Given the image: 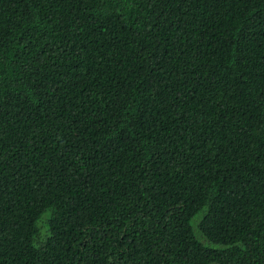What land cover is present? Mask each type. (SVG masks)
Returning a JSON list of instances; mask_svg holds the SVG:
<instances>
[{"label": "trees", "instance_id": "obj_1", "mask_svg": "<svg viewBox=\"0 0 264 264\" xmlns=\"http://www.w3.org/2000/svg\"><path fill=\"white\" fill-rule=\"evenodd\" d=\"M0 264H264V0H0Z\"/></svg>", "mask_w": 264, "mask_h": 264}]
</instances>
